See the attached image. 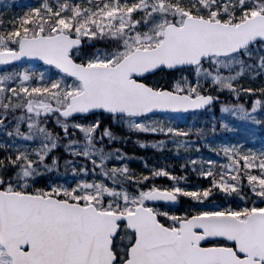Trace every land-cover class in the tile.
<instances>
[{"label":"snow or ice","instance_id":"6c2138e0","mask_svg":"<svg viewBox=\"0 0 264 264\" xmlns=\"http://www.w3.org/2000/svg\"><path fill=\"white\" fill-rule=\"evenodd\" d=\"M5 7L0 264H264V0Z\"/></svg>","mask_w":264,"mask_h":264},{"label":"trees","instance_id":"16d2710c","mask_svg":"<svg viewBox=\"0 0 264 264\" xmlns=\"http://www.w3.org/2000/svg\"><path fill=\"white\" fill-rule=\"evenodd\" d=\"M32 2H34V0H0V12L8 11L5 7L8 4H12L11 11H17L18 10L17 5H26V4L32 3ZM222 99L227 100L228 99L227 95L222 96ZM231 102H235V101L232 100ZM218 108H219V105L217 104L215 106V113H219ZM97 115H99V114H97ZM89 119H91V117H89ZM110 119H111L110 117L105 119L103 116H101V120L103 121V124H108ZM115 131L118 135L119 134L128 135L127 132L122 133L118 127L115 129ZM97 135H99V132H97ZM262 136H264V132H258L257 137H256L257 141H259ZM140 138H142V139H159L160 137L141 136ZM233 138L234 137H232L230 133H228L226 131L224 132V139L225 140H230ZM116 146L123 147L126 152H130V153L134 152L136 156L147 157L149 165H151L152 163L155 162V163H157V166H159V163L162 162L160 159L162 155L169 157V160H168L169 163H176L177 165L179 163V161H177L175 159V157L172 156V154L167 151V149H165V151L163 153H160V152H158V151H156L150 147L141 148L139 145H135L131 139L127 142L126 145L122 141L119 142V144L113 143L111 145H108V147H116ZM252 146H254V145L251 143H246V147H252ZM205 152H207V149H205ZM131 167L135 168L137 170H143V162L142 161H134V162H132ZM157 183H167V180L166 179L165 180H158ZM179 206L183 207L182 201L179 202Z\"/></svg>","mask_w":264,"mask_h":264},{"label":"rangeland","instance_id":"374dc122","mask_svg":"<svg viewBox=\"0 0 264 264\" xmlns=\"http://www.w3.org/2000/svg\"><path fill=\"white\" fill-rule=\"evenodd\" d=\"M219 109V108H218ZM190 119V118H189Z\"/></svg>","mask_w":264,"mask_h":264}]
</instances>
